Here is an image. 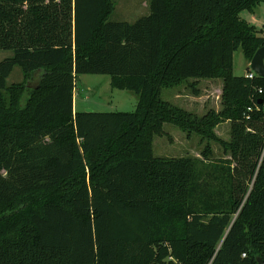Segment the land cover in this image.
Instances as JSON below:
<instances>
[{
	"label": "trees",
	"instance_id": "trees-1",
	"mask_svg": "<svg viewBox=\"0 0 264 264\" xmlns=\"http://www.w3.org/2000/svg\"><path fill=\"white\" fill-rule=\"evenodd\" d=\"M260 3L148 0L129 23L110 21L112 0H0V264L264 262V76L233 74L237 49L249 63L264 46L239 16ZM81 74L135 109L74 111ZM213 78L217 112L161 98ZM224 121L228 159L153 155L166 123L215 139Z\"/></svg>",
	"mask_w": 264,
	"mask_h": 264
},
{
	"label": "rangeland",
	"instance_id": "rangeland-1",
	"mask_svg": "<svg viewBox=\"0 0 264 264\" xmlns=\"http://www.w3.org/2000/svg\"><path fill=\"white\" fill-rule=\"evenodd\" d=\"M114 8L110 21L135 22L138 18L149 13L148 0H112ZM240 18L257 30L264 28V3L256 6L253 12L243 10ZM11 55V51L0 50V61ZM249 63L245 60L241 49L233 53V74L244 75ZM22 72L15 67L7 78V84L22 80ZM193 83V85H190ZM76 111H124L135 109L136 96L127 90L114 89L110 86V77L104 74H81L75 86ZM222 80L220 78L193 80L189 79L173 88H164L161 98L178 105L184 110L198 116L209 110L221 109ZM165 132L153 139V155L156 157H185L203 158L202 152L208 145L211 160L228 159L229 155L220 141H229L230 124L224 121L213 128L215 139L202 138L196 133L189 135L172 124H164Z\"/></svg>",
	"mask_w": 264,
	"mask_h": 264
},
{
	"label": "water",
	"instance_id": "water-1",
	"mask_svg": "<svg viewBox=\"0 0 264 264\" xmlns=\"http://www.w3.org/2000/svg\"><path fill=\"white\" fill-rule=\"evenodd\" d=\"M248 67L256 75L264 76V46L258 48L255 51L249 62ZM257 263L264 264L263 260L260 257H257Z\"/></svg>",
	"mask_w": 264,
	"mask_h": 264
},
{
	"label": "built area",
	"instance_id": "built-area-1",
	"mask_svg": "<svg viewBox=\"0 0 264 264\" xmlns=\"http://www.w3.org/2000/svg\"><path fill=\"white\" fill-rule=\"evenodd\" d=\"M262 35L264 36V28H263V30H262ZM253 75H256L254 72H252V73H249V74H247L246 76L248 77V78H253Z\"/></svg>",
	"mask_w": 264,
	"mask_h": 264
},
{
	"label": "crops",
	"instance_id": "crops-1",
	"mask_svg": "<svg viewBox=\"0 0 264 264\" xmlns=\"http://www.w3.org/2000/svg\"><path fill=\"white\" fill-rule=\"evenodd\" d=\"M199 80H201V79H199ZM74 103H75V92H74V98H73V109H74V111H76L75 107H74L75 106Z\"/></svg>",
	"mask_w": 264,
	"mask_h": 264
}]
</instances>
